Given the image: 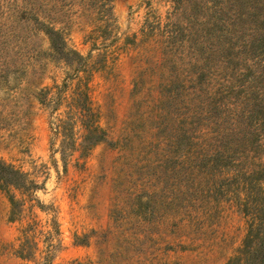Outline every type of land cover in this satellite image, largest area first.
<instances>
[{
    "label": "rangeland",
    "instance_id": "rangeland-1",
    "mask_svg": "<svg viewBox=\"0 0 264 264\" xmlns=\"http://www.w3.org/2000/svg\"><path fill=\"white\" fill-rule=\"evenodd\" d=\"M254 1L0 0V159L40 187L11 190L13 219L0 189V264H242L264 208ZM47 26L89 71L106 137L87 152L69 107L76 64L53 53Z\"/></svg>",
    "mask_w": 264,
    "mask_h": 264
},
{
    "label": "trees",
    "instance_id": "trees-1",
    "mask_svg": "<svg viewBox=\"0 0 264 264\" xmlns=\"http://www.w3.org/2000/svg\"><path fill=\"white\" fill-rule=\"evenodd\" d=\"M259 2L260 0L254 1L256 6ZM262 16H264V13ZM44 31L49 37L53 53L65 62L69 61L68 59L70 58L72 63L76 64V72L74 75L77 81L71 95L69 107L78 116V121L84 131L80 148L83 152H87L97 143L104 141L106 137L105 130L99 125L98 113L91 105L86 79L89 71L82 68L85 62L82 55L75 49L66 46L58 30L47 26ZM80 72H83L84 75L79 76L78 73ZM65 85L66 83L63 84V86ZM62 88L64 87L57 88L58 90L54 93L55 99L58 100L61 98ZM46 91L47 90L42 89L39 93V101L42 103L46 99ZM72 130L73 122L69 120L60 121L55 127V133H62L66 136ZM213 161V165H219V160H217V158H214ZM39 188L38 184L33 179H30L27 173L0 159V189L8 195L11 205V219H13L18 205V200L15 199L11 190H21L31 195ZM253 215V222L250 224L247 238L245 239L242 249V264H264V208H257L255 212H253ZM30 251L31 247L28 238H26V240L20 244L17 254L21 258L29 259L32 257L30 256ZM41 264H52L51 256H44Z\"/></svg>",
    "mask_w": 264,
    "mask_h": 264
}]
</instances>
